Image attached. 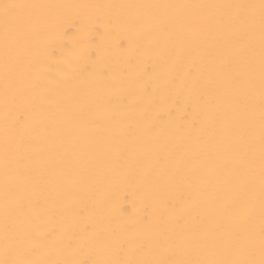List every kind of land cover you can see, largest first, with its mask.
Segmentation results:
<instances>
[{
	"label": "bare ground",
	"instance_id": "1",
	"mask_svg": "<svg viewBox=\"0 0 264 264\" xmlns=\"http://www.w3.org/2000/svg\"><path fill=\"white\" fill-rule=\"evenodd\" d=\"M33 5L99 6L33 10L37 26L55 17L63 35L49 61L41 55L54 33L22 36L10 50L7 71L0 27V259L5 247L6 145L9 150V183L14 193L8 202V236L13 255L35 260L100 259L115 257L120 242L125 247L143 244V253L132 258H168V247L189 246L192 255L228 242L233 233L246 245L249 225L239 214L224 220V204L241 201L240 185L247 179L243 165L222 166L239 144L247 114L235 105L245 90H233L229 75L219 65L232 58L233 71L245 73L239 57L245 51L240 29L203 25L201 19L219 9H141L105 7L117 5H225L254 4L260 0H14ZM256 95L259 93V9H256ZM191 16L190 22L181 18ZM79 17L94 21L92 30L81 32ZM139 18L136 23L129 18ZM175 18V19H174ZM161 25H167L162 28ZM79 55L70 72L61 61L65 53ZM214 54L209 60L207 54ZM180 58L182 68L174 67ZM110 67V79L93 74L95 63ZM196 64L190 79L195 92L207 93L202 120L205 131H178L174 119L151 127L138 114L137 105L150 114L167 109V98L176 94L166 82L177 79L189 64ZM147 66L148 73L138 75ZM83 68V73L80 69ZM150 77L148 93L141 86ZM153 100L155 102H153ZM118 114L114 118L113 114ZM19 118V123H17ZM254 174L256 204L252 227L259 255V112L254 115ZM234 125L228 127L227 122ZM118 137V139H113ZM18 148V151H17ZM19 167L23 182L16 177ZM17 195L22 207H17ZM173 205H178L175 211ZM152 224L140 218L145 207ZM183 215L182 226L174 223ZM223 231L205 234L202 227L215 221ZM85 225L90 231L85 233ZM54 229V240L39 231ZM167 236L161 241L160 234ZM73 240L84 254H73L65 242ZM119 258L124 259L123 255Z\"/></svg>",
	"mask_w": 264,
	"mask_h": 264
},
{
	"label": "snow or ice",
	"instance_id": "2",
	"mask_svg": "<svg viewBox=\"0 0 264 264\" xmlns=\"http://www.w3.org/2000/svg\"><path fill=\"white\" fill-rule=\"evenodd\" d=\"M59 7H99V6H64V5H33L17 3L14 0H0V27L3 30V44L5 56V69L7 71L10 50L19 42L20 38L26 34H31L34 31H45L47 26L51 24L54 27L53 35L47 39L41 55L49 61L56 55L55 46L60 42L63 35L61 24L58 23L55 17H50L47 21L40 23L37 26L35 9L38 8H59ZM105 7H120V8H141V9H219L225 10L217 15H209L201 19L203 25L216 26L218 28H238V38L244 42L245 51L239 57L240 62L246 66V72L241 74L233 71V59L227 58L220 65L222 72L229 75L230 87L239 92L245 90L244 95L235 98V105L242 112L247 114L248 118L243 130L239 131V144L233 150V146L229 145V150L232 152L230 158L223 161L222 166L230 169L234 161H238L243 165L247 172V179L241 183L240 191L243 193L241 201H233L223 205L221 214L223 219L230 220L234 215L239 214L240 218L249 225V230L246 233L247 244L241 242V235L233 233L232 238L223 244L216 246V250H206L203 255H192L191 248L185 246L183 248L168 247L165 249V254L168 258L161 259H144L132 258L139 257L143 253V244L125 247L124 242H120L117 254L115 257L106 256L100 259H65V260H35L25 258L20 255H13L12 245L9 243L8 236V202L10 195L15 194L13 186L9 183L10 160L9 150L6 145L4 170H5V247L4 258L0 259V264H264V0H260L259 5L254 4H225V5H117ZM256 9H259V93L258 101L256 95L257 74L255 64V32H256ZM81 22V32L87 35L94 26V21L87 17H79ZM139 18L131 17L129 22L136 23ZM175 19V18H174ZM184 22H190L191 16L181 18ZM162 28H167V25H161ZM79 55H74L70 52L65 53L64 58L57 63H62L70 72L76 71L75 64L79 61ZM209 60H214V54H207ZM173 65L177 68H182L180 58L177 56L173 59ZM196 64H189L183 70V75L177 79L176 76L171 77L166 86L170 89H176V94L167 98L168 107L162 112L150 114L144 107L137 105L138 114L149 120L151 127L163 126L161 122L165 121V117H171L175 110L177 113L174 122L178 131L185 128L197 129L201 132L205 131L204 122L202 120V112L205 105L209 103L207 93L204 91L195 92L196 81L190 79V74L193 69H196ZM83 68L80 69L83 73ZM110 67L106 64L95 63L93 74L101 80L110 79ZM148 68L145 66L142 72L138 75L144 76L148 73ZM151 83V78L148 77L141 86L142 97L148 93V87ZM153 102H155L153 100ZM258 108L259 112V255L257 258L255 245V230L252 227L255 204H256V181L254 174V164L256 159L255 152V112ZM114 118H118V114H113ZM19 123V118H17ZM234 125L233 121H228V127ZM118 139V137H113ZM18 151V148H17ZM16 177L23 182L19 167L16 168ZM15 203L17 207H22V201L17 195ZM178 205H173L172 210L175 211ZM145 225L152 224V214L145 207V215L140 218ZM184 221L183 215H176L174 223L177 226H182ZM224 224L217 220L211 225L202 227V232L205 234H216L223 231ZM90 227L85 225L82 232H89ZM55 230L39 231L38 235L49 240H54ZM161 241L166 242L167 236L164 233L160 234ZM71 249L73 254H84V249L73 243L69 239L64 245ZM123 255L124 259L119 258Z\"/></svg>",
	"mask_w": 264,
	"mask_h": 264
}]
</instances>
